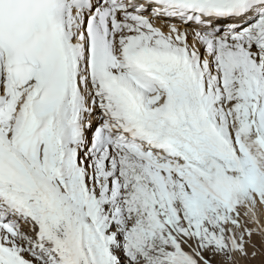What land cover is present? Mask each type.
<instances>
[{"label": "snow or ice", "instance_id": "1", "mask_svg": "<svg viewBox=\"0 0 264 264\" xmlns=\"http://www.w3.org/2000/svg\"><path fill=\"white\" fill-rule=\"evenodd\" d=\"M257 256L264 0H0V264Z\"/></svg>", "mask_w": 264, "mask_h": 264}, {"label": "rangeland", "instance_id": "2", "mask_svg": "<svg viewBox=\"0 0 264 264\" xmlns=\"http://www.w3.org/2000/svg\"><path fill=\"white\" fill-rule=\"evenodd\" d=\"M254 240L256 242L257 245H260L261 241H260V237H254ZM251 251V249H250ZM261 257L257 256L254 260H248L245 261L244 264H261Z\"/></svg>", "mask_w": 264, "mask_h": 264}]
</instances>
